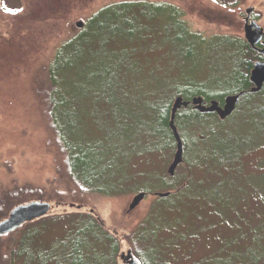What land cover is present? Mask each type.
Instances as JSON below:
<instances>
[{"label":"trees","instance_id":"16d2710c","mask_svg":"<svg viewBox=\"0 0 264 264\" xmlns=\"http://www.w3.org/2000/svg\"><path fill=\"white\" fill-rule=\"evenodd\" d=\"M210 1L224 8L237 2ZM260 61L244 38L191 31L184 13L168 3H115L87 19L50 68L47 98L58 177L47 189L0 195V221L34 198L51 203V211L0 237V264H69L75 257L81 263L82 256L87 264H118L122 240L140 264H177L181 252L187 264H264V221L252 216L261 189L241 195L242 184L252 185L253 179L243 171L249 161L242 156L253 151L255 158L264 151V88L248 92L250 72ZM239 94L234 113L223 121L191 107L177 112L183 163L170 177L166 170L176 146L169 128L173 100L201 97L221 105ZM239 115L247 118L241 121L249 133L237 136L239 149L233 141L222 143L231 150L223 160L203 154L207 140ZM191 146L201 150L197 162L187 159ZM208 160L220 169L217 178L229 180L196 185V172ZM262 161L264 156L256 162ZM243 177L249 180H236ZM153 182L161 187L155 189ZM204 183L208 191H190ZM159 191L169 196L153 197L129 236L109 231L92 206L98 198ZM202 203L213 217L202 213ZM189 208L201 211L197 220L191 218L197 225L185 220ZM251 220L258 221L252 231ZM183 244L186 252H179Z\"/></svg>","mask_w":264,"mask_h":264},{"label":"rangeland","instance_id":"374dc122","mask_svg":"<svg viewBox=\"0 0 264 264\" xmlns=\"http://www.w3.org/2000/svg\"><path fill=\"white\" fill-rule=\"evenodd\" d=\"M134 1L168 3L178 7L184 13L191 31L204 37L228 35L243 38L242 17L247 9L252 8L264 32V0H237L233 8L221 7L210 0H0V195L12 194L20 189L40 191L49 188L56 180L58 175L54 169V159L59 150L49 118L47 98L50 68L55 55L64 43L75 37L77 28H83L85 21L95 13L115 3ZM6 9L13 10L15 14ZM195 80L203 82L200 78L195 77ZM240 115L226 123L221 133L207 140L203 154L223 160L225 152L231 150L223 148L222 143L230 146L233 141L232 147L239 149L235 142L239 138L237 136L240 134L241 138H245L249 134L245 130V122L241 121L247 118ZM252 153L242 156L249 161L243 171L252 175L253 179L250 181L252 185L242 184L241 195H247L254 188L261 189L255 197L256 208L252 216L264 221V161L261 162L263 164L256 162L260 156H264V151L258 152L255 158ZM200 154L201 150L197 151L191 146L187 159L197 162ZM253 162H256L255 166H252ZM208 163L206 166L198 165L199 169L196 166V185L200 181L229 180L217 178L220 169L216 162L208 160ZM243 179L249 180L248 177L236 180ZM152 184L155 189L161 187L157 182ZM207 184L193 187L190 191L193 194L206 192L210 187ZM151 194L152 197L147 196L130 213H127V209L134 194L113 199L98 198L92 202V206L109 231L116 230L129 236L147 215L154 199V193ZM30 202L45 201L34 198ZM56 211L58 214L61 209ZM202 211H205L202 213L206 217H213V211L205 203H202ZM187 212L190 217L187 215L185 220L197 225L191 218L196 219L197 212L201 211L189 208ZM198 224L201 227L205 225L201 221ZM250 224L252 231V225L258 224V221L251 220ZM185 247L181 245L179 252H186ZM128 251L126 242L122 240L118 264H124L121 255H126ZM181 255L173 263L187 264L186 256ZM81 259L83 261L79 263L80 260L75 257L69 264H87L83 256ZM196 259L199 260L195 257L194 261Z\"/></svg>","mask_w":264,"mask_h":264},{"label":"water","instance_id":"95a60500","mask_svg":"<svg viewBox=\"0 0 264 264\" xmlns=\"http://www.w3.org/2000/svg\"><path fill=\"white\" fill-rule=\"evenodd\" d=\"M251 11L252 9H247L245 12L246 17L244 19L243 38L251 49L262 57V61L254 63L249 75V83L252 87L248 92L250 94H257L264 88V32L255 22L249 23ZM261 41L262 49L258 50L256 46ZM240 96L241 94L227 96L223 99L221 105L216 101H211L207 104L201 97H194L190 101H183L181 97H176L173 100L170 111L169 128L176 146L173 159L167 168V174L170 177L174 176L178 166L183 163L184 146L175 126L177 112L182 108L186 109L191 107L194 111L201 114H216L219 120L223 121L234 113ZM146 196L145 193L135 194L128 205L127 213L135 210ZM153 196L157 198H167L169 193H154ZM51 208V204L46 202H30L14 207L7 218L0 221V237L14 233L26 223H31L47 216L51 211ZM121 260L124 264H140L130 251H128L126 255L122 254Z\"/></svg>","mask_w":264,"mask_h":264},{"label":"flooded vegetation","instance_id":"af4514ba","mask_svg":"<svg viewBox=\"0 0 264 264\" xmlns=\"http://www.w3.org/2000/svg\"><path fill=\"white\" fill-rule=\"evenodd\" d=\"M250 9H252V8H250ZM245 17H246V15L244 14L243 15V17H242V20H243V23H244V19H245ZM251 22H255L256 24H258L257 23V15H255V13H254V10L252 9V11H251V13H250V17H249V23H251ZM243 26H244V24H243ZM262 41L259 43V44H257V46H256V48L258 49V50H260V49H262ZM257 53V52H256ZM258 54V53H257Z\"/></svg>","mask_w":264,"mask_h":264},{"label":"snow or ice","instance_id":"6c2138e0","mask_svg":"<svg viewBox=\"0 0 264 264\" xmlns=\"http://www.w3.org/2000/svg\"><path fill=\"white\" fill-rule=\"evenodd\" d=\"M8 12H10L11 14H15V12L11 9H6Z\"/></svg>","mask_w":264,"mask_h":264}]
</instances>
